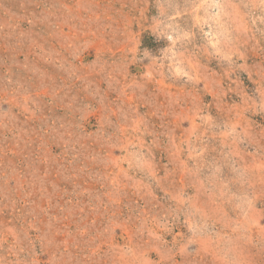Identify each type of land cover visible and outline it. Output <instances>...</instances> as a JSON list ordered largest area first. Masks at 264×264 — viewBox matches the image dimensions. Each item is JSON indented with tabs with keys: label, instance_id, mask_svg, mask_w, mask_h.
I'll use <instances>...</instances> for the list:
<instances>
[{
	"label": "rangeland",
	"instance_id": "374dc122",
	"mask_svg": "<svg viewBox=\"0 0 264 264\" xmlns=\"http://www.w3.org/2000/svg\"><path fill=\"white\" fill-rule=\"evenodd\" d=\"M0 264H264V0H0Z\"/></svg>",
	"mask_w": 264,
	"mask_h": 264
}]
</instances>
